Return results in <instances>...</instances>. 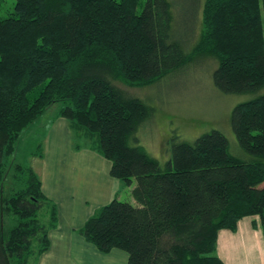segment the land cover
<instances>
[{
    "label": "trees",
    "instance_id": "1",
    "mask_svg": "<svg viewBox=\"0 0 264 264\" xmlns=\"http://www.w3.org/2000/svg\"><path fill=\"white\" fill-rule=\"evenodd\" d=\"M202 2L186 51L174 0H0V264H36L51 247L58 206L15 155L57 103L56 119L99 135L114 178L136 181L130 201L115 197L79 230L101 252L125 250L127 264H226L222 230L255 217L264 233V0ZM204 56L218 62L219 90L256 94L231 115L249 157L214 129L172 143L162 166L135 136L152 109L118 83L150 86Z\"/></svg>",
    "mask_w": 264,
    "mask_h": 264
},
{
    "label": "rangeland",
    "instance_id": "2",
    "mask_svg": "<svg viewBox=\"0 0 264 264\" xmlns=\"http://www.w3.org/2000/svg\"><path fill=\"white\" fill-rule=\"evenodd\" d=\"M202 1L204 4V0ZM174 2L179 7L178 12L175 10L176 32L179 38L186 40L185 50L190 51L195 44L191 35L196 27L193 14L197 9L198 0H174ZM6 8L8 4H4L0 18L8 15ZM217 67L216 59L204 56L150 86L135 87L118 83L121 88L129 91L132 96L142 99L152 109L150 118L138 126L135 136L137 144L142 145L151 156L157 158L162 166L171 157L172 143L184 140L192 143L214 129L226 135L234 155L249 157L241 148L232 129L231 115L238 104L252 99L256 94H227L219 90L213 79ZM261 93H264V90ZM61 106L62 103L53 105L29 127L17 144L16 161L35 167L47 181L48 186H52L53 179L60 180L63 186H69L75 179L83 181L85 178L86 181L97 182L92 189L100 191L105 185V189L112 191V199L117 197L123 201H130L136 181L130 186L111 175L108 177L113 183L107 181L101 175V171L104 164L110 166L111 161L99 150V135L85 128L68 129L66 124H69V120L62 117L55 118ZM131 142L135 143L133 140ZM40 144L45 154L43 160L32 156V152L38 151ZM76 158L82 161L89 160L91 163L83 166L82 163H77L79 161ZM100 201L94 195L90 197L88 212L92 213L91 216L96 215L105 205L98 206ZM253 218L255 217H245L242 224L250 226ZM71 219L73 223L81 221V218L76 216H69L70 221ZM255 251L260 259L262 256L260 246L256 245ZM100 254L95 259L90 255L78 256L79 260L77 262L74 260L72 264H127L129 257L128 252L122 249ZM260 260H258L259 264ZM254 261L256 262L255 259ZM255 262L252 261V264Z\"/></svg>",
    "mask_w": 264,
    "mask_h": 264
},
{
    "label": "crops",
    "instance_id": "3",
    "mask_svg": "<svg viewBox=\"0 0 264 264\" xmlns=\"http://www.w3.org/2000/svg\"><path fill=\"white\" fill-rule=\"evenodd\" d=\"M66 126L68 129H74V126L70 121ZM77 146V148H79V145ZM44 157L45 156H42L40 159L43 160ZM76 159L78 160V158ZM78 161L79 162L77 163H82L83 166H87L88 164L86 163H91L89 160L82 161L80 159ZM34 169L37 172L35 167ZM110 171L111 164L109 166L105 163L101 175L104 176L107 181L113 183V180L108 177V175H111ZM38 175L42 180L45 194L55 201L58 206L59 224L50 232V249L39 258L36 264H72L74 263V260L76 262L79 260L78 256L84 257L90 255L92 259H95L97 255H101L100 253L102 252L95 245L88 242L80 234L79 230L91 217L90 214L92 213L89 214L88 212V205L91 203L90 197L94 195L97 200H101L98 205L101 207L104 204H108L109 200L112 199V191L110 189H105V185H103L100 191L94 190L92 187L96 185L97 182L92 183L86 181L85 178L83 181L75 179L74 183L69 186H63L61 185L60 180L56 181L53 179L52 186H48V183L42 174L38 173ZM78 175L79 173L77 176ZM69 216L80 217L81 221H79V223H73L72 219V222L69 220ZM242 221L243 219L239 222L238 230L236 232L227 229L220 232L218 240V255L226 264H252V261L255 262L254 259L256 260L254 264H259L258 260L260 259V264H264L263 231L260 228L255 229L252 224H250V226L246 224L244 225L242 224ZM256 245L260 246L262 251L260 259L258 253L255 251Z\"/></svg>",
    "mask_w": 264,
    "mask_h": 264
}]
</instances>
